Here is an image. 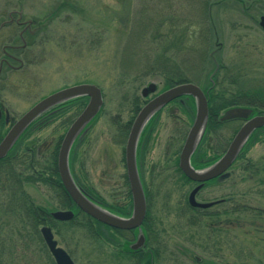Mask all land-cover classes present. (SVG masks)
<instances>
[{"label": "rangeland", "instance_id": "rangeland-1", "mask_svg": "<svg viewBox=\"0 0 264 264\" xmlns=\"http://www.w3.org/2000/svg\"><path fill=\"white\" fill-rule=\"evenodd\" d=\"M62 3L68 5L67 10H58ZM134 3L135 0H0V61L5 58L4 52L23 45L19 40L21 27L17 29V36L14 35L10 27L15 26L10 25L8 15L16 20L23 19L22 26L25 28L21 35L27 29L31 31L28 37L25 34L23 36L25 41L26 38L29 40V44L30 36L37 34L34 29L38 27L40 30L39 24L46 25V29L34 37L31 45L26 44L21 48L25 49L17 56V60L22 61V67L20 62L16 63L15 70L5 71L0 78V102L8 110L11 122L18 120L44 97L61 89L79 84L98 86L103 93V108L99 118L79 139L74 171L83 185L108 204L120 206L129 204L130 199L125 180V143H121L123 139L119 131L129 122L132 125L139 113H133L136 94L141 96L142 89L150 83L157 85V94L163 92L164 88V83L154 77L136 90L134 75L125 77L120 74L121 53L130 30ZM261 15H264V0L257 3L256 0L246 3L240 0H218L212 6V22L222 43L215 59L218 64L225 66L220 75L222 82L218 90L226 94H235L240 88L264 92V32L259 26ZM29 21L32 26L28 24ZM196 24L200 29V23ZM196 48H200L199 44H196ZM189 53L192 67L199 70L195 65L197 58ZM181 59L182 56L178 57V61ZM211 62L213 68L212 65L209 67L212 69L207 71V75L205 72V76L204 73L202 76L200 70L196 71L199 78L194 82L196 85L202 83L200 87H205L206 80L211 78L216 65L213 60ZM149 97L148 100L151 99ZM168 107L174 109L175 115L171 117L169 113L162 114L160 121L156 120L155 146L149 145L150 156L148 153L145 155L148 157L146 164H149L146 171L148 182L152 161L155 159V190H150L158 193L152 195L153 199L151 197L152 205L155 203V215L154 211L151 215L155 216L160 232L157 239L162 252V259L157 264H196L193 257L189 258L184 253L185 229L176 226L173 217L169 216L175 212L173 210L178 201L175 200L183 189L178 185H169L173 171L172 168L167 169L171 163L164 161L170 155L169 148L171 154L176 149L177 143L169 147L172 140L178 136L184 138L182 134L188 132L195 114H188L190 109L187 100L180 99ZM178 107L181 108L180 112L176 109ZM77 112V107L68 108L61 117H51L45 125L26 135L17 147L20 158L15 161L16 168L20 171L19 167L24 166L21 157L29 147L39 149L44 155V159L42 157L38 162L46 161L59 137L66 133L78 116ZM9 128V124L0 123V138ZM230 132L226 128L223 130L225 138L228 134L232 138ZM241 159L234 187L239 204L264 211V138L261 141L253 138ZM243 166H248L245 167L247 170ZM161 170L167 172H164V182L158 183ZM24 174V178L29 175ZM34 174L39 176L38 172ZM23 189L36 205L52 212L62 210L58 209L54 193L45 185L39 182L31 185L25 181ZM232 190L231 186L224 185V194H230ZM6 195L7 192L0 188V205L4 202L7 204ZM4 216L0 218V226L3 223L6 226L0 232V264H50L42 252L39 238L35 235L27 239L19 237V218ZM240 218L242 222L236 233L238 240L233 248L224 245L222 256L216 262L264 264V220L252 221L247 216ZM12 227L16 229L14 234L10 231ZM56 227L61 235L55 234L56 230L51 227L55 239L59 246L72 252L75 264H135L124 257L114 258L116 244L102 246L78 227H73L74 231H67L72 228L70 226L57 224ZM179 231L181 236H178ZM9 235L13 236L9 238ZM155 245L158 247L157 243Z\"/></svg>", "mask_w": 264, "mask_h": 264}, {"label": "trees", "instance_id": "trees-1", "mask_svg": "<svg viewBox=\"0 0 264 264\" xmlns=\"http://www.w3.org/2000/svg\"><path fill=\"white\" fill-rule=\"evenodd\" d=\"M240 1L246 3L251 0ZM253 1L255 0H252V2ZM258 1L259 0H256V3ZM215 2L217 3L218 0H135L130 30L121 53L119 65L120 74L125 77L133 74L135 77L133 81L137 84L136 90H139V88H141L146 82L155 77V79H160L164 83L163 91L180 84L197 82L196 79L199 80V78L196 76V71L200 70L202 76L203 73L205 76V72L207 75V71L213 68L211 53L216 49V43L219 41V37L216 33V28L211 17L212 6L215 5ZM236 4L238 5L237 2ZM66 5L67 4L62 3L58 10H67ZM40 22L42 23V21ZM197 22L200 23V29L196 24ZM39 25L41 29L39 30L38 27L34 29L37 30V34L30 36V44L27 38L25 41L23 37L24 35H21V41H25L27 45H31L34 37L41 34L46 29V25ZM5 27L6 26H2V28ZM10 29H12L14 35L17 36L18 28L10 27ZM29 33L26 34L27 37L30 35ZM219 43L221 42L219 41ZM191 44V48H188ZM196 44H199L200 48H196ZM189 52L195 55L194 58H197L195 60L197 61L195 65L199 70L192 67V60H189ZM180 56H182V59L181 61H178V57ZM211 65L212 68H209ZM0 68L1 78L3 76V68ZM216 69L217 71L212 79L210 78L209 80H206L205 87H201L208 97L209 109H214L212 114L218 113L216 110H220V108L227 109L238 106L264 109L263 91L240 88L235 94H226L223 90H218L222 82L220 80V75L222 70L225 69V66H222L221 64H218V66L215 65L211 76ZM201 84H198V86H201ZM180 99L185 101L187 100V105L190 109L188 114H195L196 107L193 98L183 97ZM178 100L173 101V103H176ZM135 102L136 108L134 109V114L140 111L142 103L144 105L146 101L140 95L136 94ZM87 103L88 98H78L60 105L44 114L25 131L19 139L18 145L26 135L28 136L31 131L45 125L51 117L57 115L61 117L62 114L65 113V110L72 107H77V114L79 115L86 107ZM100 113L90 125H92L95 120L99 118ZM131 123L132 122H129L123 125V128L120 129V136L123 139L121 143L126 144ZM212 128L213 125L209 120L208 131ZM64 135L59 137L55 149L50 153L46 161H39L37 165L34 163V166L37 169L39 168L38 171L41 172V174L37 177L32 176L29 173V175H26L24 178L23 174H28V172H21V170L19 171V169L16 168V164L11 161L10 157L14 153L10 154L8 158L0 162V188L2 191L7 192V204L4 202L3 205H0V218L3 219V217H5L4 215L9 217H18L21 222V229H18L17 231L19 237H25L27 239L33 238L32 235L37 236L40 240V244L42 245V252L45 253L50 264H55V262L48 252L42 237L40 236V227L43 225L50 226L56 230L55 234L57 233V235H61V232L56 227L57 224L72 227L68 228L67 231L73 230V227L85 230L87 234L91 235L90 237L94 238L95 241L100 243L102 246H113V244H116L115 247L117 249L113 250L114 258L121 257L120 259H122L124 257V259H130L131 262L133 261L135 264H152V259L147 255L141 254L138 258H134L127 254L128 247L124 246L123 241L121 240L122 231L105 226L83 213L75 205L65 190L58 172V153ZM80 137L74 143L70 154V168L77 186L93 202L113 211L115 214L119 216L130 214L129 211L132 206V196L130 191L128 192V197L130 199L129 207L108 204L100 196L94 193V191L83 185L79 180L76 172L74 171V162L76 160L77 150L80 144ZM252 140L253 138L250 142ZM250 142L246 145L245 150ZM28 163L29 162H26V164H24L27 165ZM21 177H23V180ZM125 180L127 189L129 190L127 175H125ZM25 181L31 185L37 182L45 185L54 193L58 202V209L60 208L62 210L73 211L75 213L74 219L65 223H59L51 220L48 216L49 212H51L50 209L36 205L32 201L31 197H29V195L24 191L23 185L25 184ZM240 213L241 216L247 217H250L249 214H251L249 208L242 205L240 206ZM3 224L0 226V232L5 229L4 227H6L5 224L4 226ZM10 231H12L11 234H14L16 229L12 227ZM12 236L13 235H9V238ZM160 251L161 250H159V252L155 255V264L162 259L160 258V256L162 257V252ZM67 252L73 258L72 252L70 250Z\"/></svg>", "mask_w": 264, "mask_h": 264}, {"label": "flooded vegetation", "instance_id": "flooded-vegetation-1", "mask_svg": "<svg viewBox=\"0 0 264 264\" xmlns=\"http://www.w3.org/2000/svg\"><path fill=\"white\" fill-rule=\"evenodd\" d=\"M14 19L13 16L11 17L10 15H8V20L10 22V25L12 24V26H15L17 28L20 26L22 31L25 28L24 26H22L23 19H18V20L16 19L14 20ZM21 31L19 33L20 41H21ZM29 32L30 30L27 29L24 34L26 35ZM24 49L21 48L9 49L8 52L7 51L4 52L5 58L2 59V63L0 61V63L3 66L2 75L7 70H11V71L14 70L13 69L15 67L14 65L16 63H19V61L17 60L18 58L17 56L22 54ZM153 97H155V95L152 96L151 98ZM145 101H148V99H146ZM179 101L180 99L177 102ZM170 104H173V102ZM234 108L250 109L251 114L246 118H235V119L224 120L223 118L226 115V112ZM176 109L179 112L181 111V108L179 107ZM174 112H175L174 109L168 107L167 105L158 114H156L153 117V119L146 126L140 137L138 149H137V166L146 197V215L140 229L136 228L133 230H120L123 232L121 235V240L123 241L124 246L128 247L127 254H129L134 258H138L141 254L147 255L152 259L153 262L152 264H155V255L156 253L159 252V243L157 238L160 237L159 236L160 232L156 226L155 216L153 217L151 215L152 211H154V215H155V203H153L152 205L151 197L152 195L156 196L158 193H156V191L154 192L150 190V188L155 190V159H153L152 161L153 164L152 172L151 174H149L150 182H148L146 178L147 177L146 171L148 170L149 164H146L148 161V157H145V155L149 152L150 146L152 147V144L155 146L156 120L158 119L159 122L162 114L167 115L169 113L170 114L169 116L173 117L175 115ZM212 112H214V109L212 110L209 109L208 123L210 120L211 124L213 125V128L209 129L208 131V124H207L205 134L199 146L197 147L196 151L193 153L191 157V165L195 170L206 169L209 166L216 163L217 161H219L227 152L231 142L233 141L237 133L240 131V129L251 119L258 116H264V109H254L245 106H238L227 109L220 108V110L219 109L216 110V112H218L216 114L214 113L212 114ZM16 121L13 120L11 122V117L8 110L6 109L5 105L2 102H0V123H5L6 125L9 124L11 128ZM194 121L195 118L191 123L188 132L184 131V134H182L184 138L180 139L178 136L177 138L174 137L172 142L170 140L171 144L169 145V147L172 145V143H177L176 149H174L173 154H171V148H169L170 155L169 156L167 155L166 156L167 160L166 158L164 160V161H168L169 164L171 163L170 166L167 167V169L172 168L173 171L171 172L172 179H171V184L169 181V185H172V187L174 185H178L180 188L183 189V192L179 194L178 198H176L175 200V201L178 200L175 203L176 207H174L173 210L175 212L169 216L173 217L176 226H183V228L185 229L184 242L186 246L183 248L185 256H188L189 258L193 257L194 260L196 261V264H221L219 261L216 262V259L222 256L224 245L226 246V248H228L229 246L233 248L235 242L238 240V234L236 233L239 231L240 223L242 222L240 218L241 217L240 206L242 205L249 208L251 212L249 216L252 221L255 220L263 221L264 211L259 208H253L252 206L246 204L240 205L238 199V193L234 191V187H236L235 185L238 179L237 171H239L241 166L239 164L240 159L243 156V153L245 152L246 146L239 154L237 159L234 161V163L227 169V171H225L224 173L218 175L217 177L209 181L206 182L193 181L183 172V170L180 167V156ZM225 128L226 130L229 129L231 131L230 132V134H232L231 139L229 137V134L228 137L225 138L223 134V130ZM6 134L0 138V143L2 142ZM252 138H256L257 140L261 141V139L264 138V128H260L254 131L248 143ZM18 142L19 140L12 147V149L9 151L7 156L4 159H1L0 162L4 161L12 153L14 154L10 157H11V161H13L14 163L17 158H20L19 151L17 152V147L19 146ZM148 155L150 156L149 153ZM42 157L44 159V155L41 153L39 149L36 150V148L34 149V147H29L28 149H26V152H24V155H22L21 158L24 159L23 163L25 164L26 162L29 163L27 165L24 164V166L19 167L21 169V172H28V174L29 173L31 174L32 172V176L37 177L35 174L33 175V173L38 172L39 174H41V172H39L34 165L35 164L37 165L38 159L42 160L41 159ZM166 164L167 163H165V165ZM245 167L248 168V166H243V168ZM164 172L167 171L161 170L159 172V176L161 179L159 180L158 183L164 182L165 179ZM126 174H127V170H126ZM225 184H227V186L229 187L230 186L232 187L233 190L231 191L230 194L229 193L224 194ZM196 189L197 191L194 195L195 203L201 204L204 207L194 206L191 202V195ZM127 191L131 192V189L129 188V190L127 189ZM121 206L129 207V204L127 205L123 204ZM111 212L114 213L113 211ZM132 212H133V199H132V206L129 211L130 214H126L122 216L120 215V216L123 218H130L132 216ZM51 213L52 212H49L48 216L51 218V220H54L51 216ZM44 226L47 225H43L41 227ZM141 234L144 236L145 239L144 244L140 249L133 250L132 245H134L137 242ZM181 235L182 234L179 231L178 236ZM156 243L158 244V247L155 245Z\"/></svg>", "mask_w": 264, "mask_h": 264}, {"label": "water", "instance_id": "water-1", "mask_svg": "<svg viewBox=\"0 0 264 264\" xmlns=\"http://www.w3.org/2000/svg\"><path fill=\"white\" fill-rule=\"evenodd\" d=\"M31 25V21L28 22ZM4 25V24H3ZM259 26L264 32V15L260 16ZM218 41V40H217ZM26 45L14 46L23 48ZM222 44L216 43V49L211 53L212 60L218 66L215 54L221 49ZM20 67H22V61ZM2 67V64H1ZM17 69V68H16ZM217 69L213 73L215 75ZM1 75V68H0ZM158 87L155 83H150L141 91V96L146 99L155 94L139 111L131 127L126 146L125 161L127 177L131 188L133 199V212L130 218L118 216L106 208L93 202L75 183L70 169V153L76 139L86 130L87 126L99 115L103 107V94L101 89L93 84H79L59 90L35 104L29 111L21 116L8 131L0 143V160L4 159L12 147L16 144L22 134L39 117L51 109L78 98H88V103L79 116L74 120L66 132L58 153V172L65 190L75 203V205L85 214L96 221L117 230H133L141 227L146 215V199L143 185L140 179L137 166V148L140 137L151 119L158 114L165 106L172 101L182 97H192L196 106V117L193 126L187 136L180 156V167L183 172L193 181L206 182L227 171V169L237 159L251 135L257 129L264 128V116H258L248 121L237 133L231 142L224 156L206 169L195 170L191 165V157L199 146L208 124L209 104L204 91L196 84L185 83L174 86L162 93L157 94ZM251 114L250 109L234 108L228 110L224 120L235 118H246ZM191 195V202L194 206L204 207L195 203L194 195ZM54 220L59 222H69L74 219L75 213L68 211H54L51 213ZM43 241L53 257L55 264H75L65 249L59 246L50 227L44 226L40 229ZM144 236L141 234L137 242L132 245L133 250L140 249L144 244Z\"/></svg>", "mask_w": 264, "mask_h": 264}, {"label": "bare ground", "instance_id": "bare-ground-1", "mask_svg": "<svg viewBox=\"0 0 264 264\" xmlns=\"http://www.w3.org/2000/svg\"><path fill=\"white\" fill-rule=\"evenodd\" d=\"M40 101H41V100H40ZM15 123H16V122H15ZM71 125H72V124H71ZM71 125H70V126H71ZM70 126H69V128H70ZM69 128H68V129H69ZM67 131H68V130H67ZM67 131H66V132H67ZM65 134H66V133H65ZM124 155H125V152H124ZM128 183H129V181H128ZM129 188H130V184H129ZM130 189H131V188H130ZM56 211H59V210L56 209ZM51 212H52V211H51ZM53 212H54V211H53Z\"/></svg>", "mask_w": 264, "mask_h": 264}]
</instances>
